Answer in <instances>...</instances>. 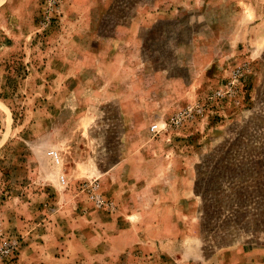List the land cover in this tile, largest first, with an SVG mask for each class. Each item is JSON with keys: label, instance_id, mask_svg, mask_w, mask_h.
Wrapping results in <instances>:
<instances>
[{"label": "rangeland", "instance_id": "374dc122", "mask_svg": "<svg viewBox=\"0 0 264 264\" xmlns=\"http://www.w3.org/2000/svg\"><path fill=\"white\" fill-rule=\"evenodd\" d=\"M219 256L264 264V0H0V264Z\"/></svg>", "mask_w": 264, "mask_h": 264}, {"label": "built area", "instance_id": "2783aa9c", "mask_svg": "<svg viewBox=\"0 0 264 264\" xmlns=\"http://www.w3.org/2000/svg\"><path fill=\"white\" fill-rule=\"evenodd\" d=\"M155 129H156V125L151 127V131H155ZM49 155L51 156V158L53 159L54 162H56V163L61 162V155L58 153V151L51 150V151H49ZM59 180L62 184H66L67 183L66 174H61L59 176Z\"/></svg>", "mask_w": 264, "mask_h": 264}, {"label": "crops", "instance_id": "0c3cea01", "mask_svg": "<svg viewBox=\"0 0 264 264\" xmlns=\"http://www.w3.org/2000/svg\"><path fill=\"white\" fill-rule=\"evenodd\" d=\"M239 262H241V261H239ZM239 262H237V264H238ZM206 264H221V256L215 258L214 261H209V262H207ZM234 264H236V263H234ZM239 264H240V263H239Z\"/></svg>", "mask_w": 264, "mask_h": 264}]
</instances>
